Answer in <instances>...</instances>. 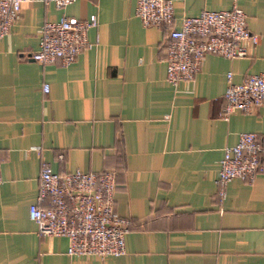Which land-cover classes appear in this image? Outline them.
<instances>
[{"label":"crops","instance_id":"obj_1","mask_svg":"<svg viewBox=\"0 0 264 264\" xmlns=\"http://www.w3.org/2000/svg\"><path fill=\"white\" fill-rule=\"evenodd\" d=\"M182 16L230 0H171ZM135 0L20 4L0 40V264H264V174L229 180L217 196L218 160L237 133L264 136V100L220 113L226 86L264 72V0H237L257 36L246 54H206L189 81L165 80L162 26L143 27ZM96 23L67 66L38 64L43 22ZM47 84V92L41 90ZM43 162L53 172L115 170L114 213L129 221L119 256L68 255L64 236H43L27 216Z\"/></svg>","mask_w":264,"mask_h":264},{"label":"built area","instance_id":"obj_2","mask_svg":"<svg viewBox=\"0 0 264 264\" xmlns=\"http://www.w3.org/2000/svg\"><path fill=\"white\" fill-rule=\"evenodd\" d=\"M24 1L0 0V40L19 17ZM73 1L44 0L56 8ZM133 14L143 27L165 28L159 46L164 51L165 80L171 85L191 80L204 55L242 57L246 54L243 42L254 45L257 41V36L246 27V16L237 0H230L226 10H202L196 16H182L178 28L172 24L171 0H135ZM95 23V15L86 20L62 17L55 22H43L37 48L26 57L38 64L67 66L88 45L86 31ZM230 77L227 72L222 92L224 105L218 114L224 120L230 112H249L264 100V72L247 75L238 83L231 82ZM47 89V84H42V92ZM256 174H264V136L238 132L236 142L224 146L218 160L217 196L223 197L229 180L249 182ZM115 186L113 169L53 172L41 162L37 191L27 207V216L35 224L37 234L67 238L68 255H122L129 221L114 213Z\"/></svg>","mask_w":264,"mask_h":264}]
</instances>
